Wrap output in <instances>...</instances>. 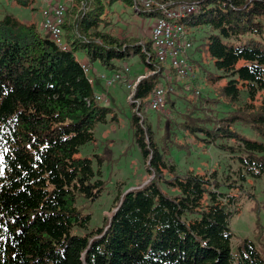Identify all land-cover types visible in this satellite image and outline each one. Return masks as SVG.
<instances>
[{"label": "trees", "instance_id": "16d2710c", "mask_svg": "<svg viewBox=\"0 0 264 264\" xmlns=\"http://www.w3.org/2000/svg\"><path fill=\"white\" fill-rule=\"evenodd\" d=\"M113 1L71 0L61 24L68 48L59 50L37 20L5 6L31 11L36 0H0V264H264L257 217L264 203L246 188L264 173V144L237 129L264 138V0H172L196 5L181 19L191 43L187 60L211 95L184 99L180 119L165 118L157 139L148 99L163 87L164 105L176 111L175 95L187 83L174 73L164 80L166 66L150 39L116 35L104 9ZM120 1L136 13L160 14L154 5ZM77 53L111 72L131 55L146 66L129 78L142 75L127 118L128 147L146 163V177L117 190L99 226H90L89 208L107 183L101 167L116 158L111 140H98L94 128L118 119L93 98L96 80ZM218 104L228 106L222 115ZM214 143L235 160L223 176L216 168L180 172L170 156L171 149L188 154L191 145ZM85 145L92 153L77 155ZM240 199L253 202V236L232 246L229 218Z\"/></svg>", "mask_w": 264, "mask_h": 264}, {"label": "rangeland", "instance_id": "374dc122", "mask_svg": "<svg viewBox=\"0 0 264 264\" xmlns=\"http://www.w3.org/2000/svg\"><path fill=\"white\" fill-rule=\"evenodd\" d=\"M57 1L61 0H53L52 3ZM70 3L68 2L67 8L70 6ZM5 6L7 10L21 17L24 21L32 16L39 24L40 0H36L34 4L37 9L31 11L28 9H18L11 3L9 4V2H6ZM104 9L105 11L108 10L107 16L115 29L116 35L127 36L140 41L150 39L152 27L156 21L155 16L136 13L132 11V6L120 0L113 1L109 5L104 4ZM76 56L78 60L84 63L87 62L81 53H77ZM123 64L128 69L125 76L127 80L146 70V66L142 63L138 55H131L128 59L124 60ZM166 68L169 69V65H166ZM100 72L103 73L105 79L111 74V71L101 68L94 62L92 63V68L88 70L87 76L92 80H96L93 83L94 91L107 92V102H104V104L113 109L118 122L111 121L108 124H97L94 128V135L98 140H103V138L111 140L113 157L116 160L101 167V176L107 179V183L101 196L89 208L91 212L90 226H99L102 221V216L109 215L117 190L133 188L141 184L143 182L142 180L146 177L144 170L146 163L140 158L135 146L128 147L130 142V130L127 126V118L130 114V107L128 106L126 98L128 90L122 82L118 81L114 82L112 86L105 87L104 78L98 77ZM171 75L174 77L173 72H171ZM179 81L182 82V80ZM178 90L176 95L180 98H177L176 95L174 98L176 100L174 106L176 111H170L164 105L161 110L153 111L149 109L146 112L156 139L160 134L162 121L165 118H171L173 122L180 119L179 113L188 107L186 104H183L184 99H198L201 96L211 95L209 85L204 82L199 74H196V79L192 80L191 85H184ZM195 90L198 91L197 94H195ZM215 109L218 115H222L228 109V106L218 104ZM237 129L245 133L248 138L261 141L264 144V138L255 135L247 127L237 125ZM179 135L180 133L176 131L175 138L178 141ZM220 142H224V139H218L216 141V143ZM90 153H92L91 146L85 145L77 155H89ZM170 156L180 172L188 168L196 171H209L212 168H216L218 174L223 176L229 169L235 167V160L227 152L215 147V143L207 145L205 149L191 145L188 154H184L180 150L171 149ZM246 188H249L248 191L253 193L255 200L264 203V173L255 180L249 181L246 184ZM252 204L253 202L251 200L240 199L238 202V210L232 213L229 218V227L235 234V239L231 242L232 246L238 241L237 239L252 238L253 236L255 214L251 212ZM257 217L262 225L264 235V204L259 207Z\"/></svg>", "mask_w": 264, "mask_h": 264}, {"label": "built area", "instance_id": "2783aa9c", "mask_svg": "<svg viewBox=\"0 0 264 264\" xmlns=\"http://www.w3.org/2000/svg\"><path fill=\"white\" fill-rule=\"evenodd\" d=\"M52 1L53 0H40L39 26L49 35L50 39L59 50H66L68 45L64 40L61 24L67 9V4L71 2V0H61L55 3H52ZM138 1L143 9L148 10L154 5L160 13L158 16H155L156 21L150 34L155 58L163 66L169 65V68H171V71L178 79L191 85L195 77L187 60L191 43L189 33L186 27L181 23V19L186 16V14L194 11L196 5L182 2L173 4L172 0L160 2L156 0ZM79 62L82 71L87 74L88 70L92 68V64L88 61L84 63L79 60ZM166 69L165 67L163 70L164 80L169 81L171 79V74L166 72ZM127 71L128 69L126 65H124L121 69L111 72L110 76L106 79L102 72L98 74V77L104 78L105 87L112 86L116 81L122 82L128 90L126 98L127 101H129L134 85L142 75L137 76L134 80H127L125 78ZM150 73H152V71L148 72V74ZM164 93L165 89L163 87L155 88L148 99L147 107L153 111L161 110L164 106ZM197 93L198 91L195 90V94ZM93 98L107 102V92L94 91Z\"/></svg>", "mask_w": 264, "mask_h": 264}]
</instances>
